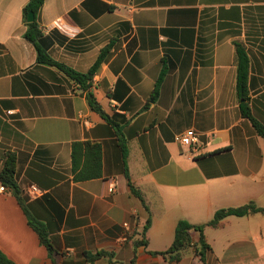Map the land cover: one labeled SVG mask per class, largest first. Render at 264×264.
Wrapping results in <instances>:
<instances>
[{"label": "crops", "instance_id": "0c3cea01", "mask_svg": "<svg viewBox=\"0 0 264 264\" xmlns=\"http://www.w3.org/2000/svg\"><path fill=\"white\" fill-rule=\"evenodd\" d=\"M27 1L0 0V156L15 154L25 195L41 191L30 210L56 262L104 251L93 264H264V213L205 226L203 260L192 247L178 261L159 254L180 220L264 206V139L240 113L235 48L248 57L246 102L264 122V0H44L36 22L54 61L86 73L110 45L89 90L111 122L78 83L36 62L23 36ZM189 129L199 137L190 152L175 139ZM74 142L100 145L99 178L73 180ZM147 221L146 246L135 245ZM0 251L15 264H53L8 189Z\"/></svg>", "mask_w": 264, "mask_h": 264}, {"label": "trees", "instance_id": "16d2710c", "mask_svg": "<svg viewBox=\"0 0 264 264\" xmlns=\"http://www.w3.org/2000/svg\"><path fill=\"white\" fill-rule=\"evenodd\" d=\"M44 0H28L23 7V20L25 25L24 38L33 45L36 51V62L48 66H54L62 71L70 79L78 83L82 90L86 92V99L90 108L98 113L105 120L110 121V118L102 111L100 105L96 101L93 94L90 92V81L96 72L99 64L105 58L110 49V45L101 50L95 63L86 73H79L63 64L54 61L49 54L47 38L42 34L40 27L36 22V16L43 6ZM33 13L34 20L27 22L29 13ZM236 48V92L240 99V113L242 117L251 121L256 133L264 139V122L257 120L252 116L251 109L247 104V91H248V57L245 49L240 44H235ZM165 71L161 72L158 80L156 81L153 97L158 93V87L162 81ZM121 152L124 158L127 156V148L125 142L120 144ZM2 165L0 166V185L4 186L11 191L12 195L17 200V203L24 212L29 227L37 234L39 242L43 245L49 257L53 260V264H79L72 261H64L63 263L56 262L54 258L55 250L49 240V232L46 226L34 217L30 208L31 203L27 195L23 193L21 187L16 181V156L12 152H5L0 156ZM71 172L74 181H84L101 176V148L99 144H92L90 142H74L71 151ZM125 176L128 179V185L131 193L138 197L143 203L144 199L140 191L135 188L129 180L127 168L125 166ZM251 213H264L263 207H256L254 204L249 203L237 208H223L217 210L212 219L206 224H191L186 220L177 222L174 232V238L171 245L164 252L159 254L166 256L169 261H178L182 253L192 247L194 252L201 260L204 259L205 253L210 251V246L207 244L204 236V227H219L221 222L228 216H244ZM150 222L147 221L144 225L142 234L137 240L135 245L146 246L145 233L149 227ZM195 236V238H194ZM195 239V240H194ZM107 255L104 251H99L94 254L84 252V260L87 264L93 262L102 256ZM0 264H15L3 252L0 251Z\"/></svg>", "mask_w": 264, "mask_h": 264}, {"label": "built area", "instance_id": "2783aa9c", "mask_svg": "<svg viewBox=\"0 0 264 264\" xmlns=\"http://www.w3.org/2000/svg\"><path fill=\"white\" fill-rule=\"evenodd\" d=\"M175 139L182 145L185 151L190 152L191 150H196L199 147V137L192 129L185 131L183 134L177 135ZM111 188H114L113 183H111ZM6 190L7 189L4 186L0 185L1 193ZM40 194L41 191L36 185H30L26 191V195L29 199H34Z\"/></svg>", "mask_w": 264, "mask_h": 264}, {"label": "water", "instance_id": "95a60500", "mask_svg": "<svg viewBox=\"0 0 264 264\" xmlns=\"http://www.w3.org/2000/svg\"><path fill=\"white\" fill-rule=\"evenodd\" d=\"M34 20V15L33 13H29L28 16H27V22H32Z\"/></svg>", "mask_w": 264, "mask_h": 264}]
</instances>
